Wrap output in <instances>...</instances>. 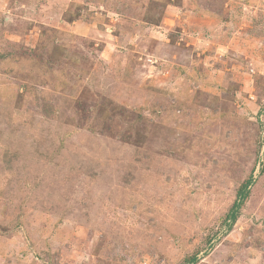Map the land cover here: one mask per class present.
Returning a JSON list of instances; mask_svg holds the SVG:
<instances>
[{"label":"rangeland","instance_id":"1","mask_svg":"<svg viewBox=\"0 0 264 264\" xmlns=\"http://www.w3.org/2000/svg\"><path fill=\"white\" fill-rule=\"evenodd\" d=\"M194 257L264 264V0H0V264Z\"/></svg>","mask_w":264,"mask_h":264},{"label":"trees","instance_id":"2","mask_svg":"<svg viewBox=\"0 0 264 264\" xmlns=\"http://www.w3.org/2000/svg\"><path fill=\"white\" fill-rule=\"evenodd\" d=\"M251 184H252V181L249 180L248 182H246V183L241 187V189H240V191H239V196L241 197V201H240V202H244V200H245L246 198L249 197V196H248V194H249V192H248V188L250 187ZM228 217H229V219L231 220V223L229 224V227L231 228V227H232V223L236 220L235 213H230V214L228 215ZM196 261H197V258L194 257V258L190 259V264H193V263H195Z\"/></svg>","mask_w":264,"mask_h":264}]
</instances>
